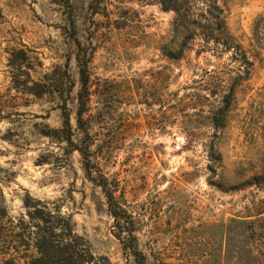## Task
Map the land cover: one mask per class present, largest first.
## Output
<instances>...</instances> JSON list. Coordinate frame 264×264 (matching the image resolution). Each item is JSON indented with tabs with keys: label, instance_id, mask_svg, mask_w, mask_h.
I'll use <instances>...</instances> for the list:
<instances>
[{
	"label": "rangeland",
	"instance_id": "obj_1",
	"mask_svg": "<svg viewBox=\"0 0 264 264\" xmlns=\"http://www.w3.org/2000/svg\"><path fill=\"white\" fill-rule=\"evenodd\" d=\"M93 1L0 0V191L8 216H25L26 192L59 202L96 253L135 264L113 238L105 200L78 153L43 135L62 125L56 98L17 92L7 66V51L22 49L34 82L66 69L74 97L78 72L65 31L71 12L92 53L84 118L97 138L91 158L133 215L146 264H256V256L264 264V50L250 47L264 0L182 4L202 25L206 6L222 10L226 31L243 48L242 66L239 52L203 49L198 39L169 59L162 48L175 50L184 32L175 29L174 12L109 0L115 14L92 22ZM67 109L75 129L74 104ZM81 137L75 132V141Z\"/></svg>",
	"mask_w": 264,
	"mask_h": 264
},
{
	"label": "trees",
	"instance_id": "obj_2",
	"mask_svg": "<svg viewBox=\"0 0 264 264\" xmlns=\"http://www.w3.org/2000/svg\"><path fill=\"white\" fill-rule=\"evenodd\" d=\"M118 5L144 4L159 5L164 11H172L175 14L174 24L176 30L182 29L181 42L175 50L162 48L164 54L172 60L182 58L185 51L190 50L192 43L198 39L203 49L213 46L215 49L223 48L224 51L239 52L242 60L239 65L248 63L245 59L243 48L235 43L234 39L226 31L222 10L212 5L206 6L202 22L191 20L192 14L189 8L182 6L184 0H114ZM55 3L65 5L69 0H54ZM109 0H94L88 11L92 19L96 16L109 19ZM64 6V7H65ZM120 9V8H118ZM71 13V12H70ZM71 19L66 26L69 49L76 63L78 72V90L74 97H71L74 82L70 80L68 71L58 73V67L50 74H45L42 80L32 81L30 79V63L25 51L22 49H11L7 51V66L10 69L11 81L17 92L43 98L44 96L55 97L57 107L61 110L62 125L59 129H48L44 136L55 143L65 144V150L72 154L78 153L82 170L86 180L94 187L100 189L105 200L107 213L112 219L111 234L120 246L125 259L133 258L135 264H146V258L138 248L136 223L133 215L124 209L119 202L116 193L119 191L110 180H108L98 167L93 163L90 147L95 144L97 138L90 134L88 118L84 120L89 111L90 72L89 65L92 60V53L83 46L79 40L75 22ZM197 25L199 32L190 30V27ZM252 37L250 47L264 50V13L257 16L252 25ZM83 37V36H82ZM68 61V59L66 60ZM68 67L67 63L64 65ZM74 104L75 129L71 124V115L67 104ZM75 132L82 137L75 141ZM99 156H96V160ZM257 178H254V181ZM257 184V182H254ZM22 206L25 216L12 219L8 216L3 195L0 191V264H111L107 256L98 254L92 245L75 230V223L70 214L62 211L59 202L42 201L31 197L26 192L22 199ZM256 264H261L256 257H253Z\"/></svg>",
	"mask_w": 264,
	"mask_h": 264
}]
</instances>
